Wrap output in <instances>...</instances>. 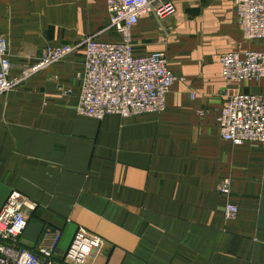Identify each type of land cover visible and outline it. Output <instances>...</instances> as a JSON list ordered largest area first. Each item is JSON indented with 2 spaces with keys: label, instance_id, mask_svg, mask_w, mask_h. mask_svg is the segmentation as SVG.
<instances>
[{
  "label": "crops",
  "instance_id": "crops-1",
  "mask_svg": "<svg viewBox=\"0 0 264 264\" xmlns=\"http://www.w3.org/2000/svg\"><path fill=\"white\" fill-rule=\"evenodd\" d=\"M163 1L171 14L131 29L135 53L163 52L178 77L162 113H77L83 48L0 96V206L11 191L37 203L21 247L59 228L60 260L83 228L105 242L90 264H264V146L226 141L216 123L226 95L264 93V78L225 84L220 55L260 44L243 40L232 0ZM107 24L104 0H0L10 76L49 44L119 41Z\"/></svg>",
  "mask_w": 264,
  "mask_h": 264
},
{
  "label": "built area",
  "instance_id": "built-area-1",
  "mask_svg": "<svg viewBox=\"0 0 264 264\" xmlns=\"http://www.w3.org/2000/svg\"><path fill=\"white\" fill-rule=\"evenodd\" d=\"M104 1L108 14L105 29L116 34L119 41H102L97 35H89L76 44H49L38 57L24 62L14 77L9 74L7 42L0 35V96L83 48L77 113L95 119L110 114L128 117L162 113L166 96L178 77L168 67L163 52L135 53L131 29L141 15L152 12L162 18L173 12V6L163 0ZM232 2L243 40L260 44V47L222 53L219 57L221 76L225 84L258 81L264 78V0ZM57 88L62 93L71 92L62 83H57ZM216 123L220 136L226 141L264 146V93L226 95ZM217 190L221 196L228 197L230 178H221ZM36 207L35 201L17 191H11L0 206V264H90L103 248L104 240L83 228L77 229L60 260L54 257L61 238L59 228L45 231L35 250L21 247L20 237ZM237 212L235 204H225L226 219L234 218Z\"/></svg>",
  "mask_w": 264,
  "mask_h": 264
}]
</instances>
